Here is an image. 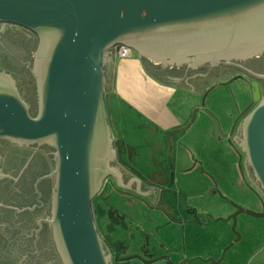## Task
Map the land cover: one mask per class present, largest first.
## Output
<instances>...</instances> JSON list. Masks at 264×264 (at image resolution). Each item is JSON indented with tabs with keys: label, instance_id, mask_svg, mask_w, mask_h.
I'll use <instances>...</instances> for the list:
<instances>
[{
	"label": "water",
	"instance_id": "obj_1",
	"mask_svg": "<svg viewBox=\"0 0 264 264\" xmlns=\"http://www.w3.org/2000/svg\"><path fill=\"white\" fill-rule=\"evenodd\" d=\"M0 21L42 39L36 112L15 87L0 88V138L54 148L49 223L64 264H110L91 200L100 174L116 176L125 190L133 179L111 166L119 143L107 118L105 67L115 46L163 66L257 55L264 51V0H0ZM252 95L258 101L255 83ZM238 144L264 194V98L242 118ZM151 168L153 177L166 166L154 159ZM240 212L264 217L240 208L233 228Z\"/></svg>",
	"mask_w": 264,
	"mask_h": 264
},
{
	"label": "flooded vegetation",
	"instance_id": "obj_2",
	"mask_svg": "<svg viewBox=\"0 0 264 264\" xmlns=\"http://www.w3.org/2000/svg\"><path fill=\"white\" fill-rule=\"evenodd\" d=\"M41 46L39 34L15 23L0 21V88L15 87L27 102L32 115L37 108L36 65L41 58ZM158 67L161 78L175 81L172 75L179 74L182 80L192 83L187 87L192 91H195L196 83L203 84L204 92L216 82L240 79L248 85L251 93L255 83L258 101L264 98V51L245 58L221 60L216 64L205 61L196 67L186 63L165 67L158 64ZM105 71L108 83L110 67L106 66ZM252 101L255 104L258 102L253 100V95ZM240 122L241 120L236 121L231 130L233 135L238 136L236 142L230 139L235 145L240 140ZM124 149L120 145L116 147V157L111 163L117 168L128 169L121 161ZM239 154L242 173L247 177L253 175L251 168L242 161V152L239 151ZM54 166V148L47 142L21 143L0 138V264H64L53 227L49 223L54 186L51 172ZM153 170L155 169L150 168L145 177L132 173L129 190L117 186L115 176L100 174L101 182L91 204L103 248L105 253L110 254V264H191L196 259L175 263L169 256L156 254L155 246L150 245V230L146 229L143 231L148 234L135 252L125 254L123 246L117 251L106 237V223L100 216H95L97 206L102 208L103 216H106V198L114 196L127 206L125 214L116 210L121 218L130 219L128 227L140 226L131 217H135L141 210L152 211L157 217H165L166 221L173 219L174 212L167 203L166 192L172 179L168 178L167 169L163 174L152 177L150 173ZM261 200L264 207V200ZM111 206L115 205L107 207ZM153 222L151 219V224Z\"/></svg>",
	"mask_w": 264,
	"mask_h": 264
},
{
	"label": "rangeland",
	"instance_id": "obj_3",
	"mask_svg": "<svg viewBox=\"0 0 264 264\" xmlns=\"http://www.w3.org/2000/svg\"><path fill=\"white\" fill-rule=\"evenodd\" d=\"M109 84L108 81L106 91ZM195 102L202 112L200 119L193 122L190 133L182 136L180 144L177 142L163 158L165 166L174 165L168 173L172 180L166 192L167 203L177 210L179 221L175 226L170 222L160 226L161 238L170 244H164L158 252L167 257H176L178 253L189 259L196 257L193 264H264V218L241 212L236 215L234 228L232 218L240 208L261 212V198L264 200L253 175L248 178L241 172L239 154L228 142L234 123L242 120L255 105L250 88L240 79L216 82ZM207 111L219 121L220 131ZM125 157L132 166L122 158L121 161L142 177L154 163L150 142L126 147ZM110 205L115 206L107 207ZM116 209L127 213V206L120 199L106 198V216L99 206L95 207V216L102 218L106 228L111 223L116 229L122 228L114 223L122 219ZM131 219L138 221L140 226L136 230L143 234V241L147 231L152 230L151 219L158 224L163 221L154 212L143 210ZM143 229L147 230L146 234ZM153 229H157L156 225ZM115 233L121 238L128 236L125 230Z\"/></svg>",
	"mask_w": 264,
	"mask_h": 264
},
{
	"label": "crops",
	"instance_id": "obj_4",
	"mask_svg": "<svg viewBox=\"0 0 264 264\" xmlns=\"http://www.w3.org/2000/svg\"><path fill=\"white\" fill-rule=\"evenodd\" d=\"M110 62H112V64L110 66L109 89L106 92L108 96L106 100V110L114 141H118L119 145L125 149L126 147L132 148L137 142H144L145 144L150 142L153 148L154 159L156 161H163V158L170 154L169 151L176 147L177 142L180 144V138L190 133L193 122L195 123L200 119L202 112L199 110L200 108L195 101L201 99V94L204 89V86L202 87L203 84L196 83L195 91H192L187 88L192 85V83L186 79L185 81L187 83L182 79L170 81V83L163 81L159 77L161 73L159 70H147L148 66L158 67L160 63L155 64L156 62H154L152 64L153 61L138 55L137 52L132 49L131 54L124 58L118 57L115 54V50H113ZM177 76H179V74L172 75V77ZM206 113L213 117V119L215 118L212 112L207 111ZM214 120L220 131L222 127L219 121L216 118ZM229 136V144L232 145L239 154L238 148L240 147L238 144L236 143L235 145L230 142V139L235 141L233 137L237 136V134L233 135L231 131ZM235 139L236 141L238 140L237 137H235ZM184 143L186 144L187 142ZM125 152H123L121 158L125 160L126 164L130 165L126 160ZM177 160L178 157L175 162H177ZM240 160L239 154V161ZM111 166L114 167L112 163ZM130 166H128V169L126 167H124V169L131 174L137 173L132 170ZM173 166L174 165H172V167L166 166L168 172L171 173ZM115 168L117 167L115 166ZM118 169L120 170L121 168ZM130 185L131 182L129 186L125 188H130ZM173 212L174 218L170 221H166L165 217H158L163 219V221H160L162 223H152L151 229L154 230L153 225H156L157 229L154 231L150 230V245L155 246L156 254H160L158 251L164 248V244H170L168 241L161 238L160 235L162 232L159 233V231L162 228H159L169 222L174 226L178 223L179 216H176L178 212L174 209ZM261 212H264L263 204ZM114 223H119L122 228L119 227L116 229L115 226H112V223L110 227L106 228V237L110 240L111 246L117 251L123 246L126 250L124 251L125 254L135 252L137 246L143 240V234L136 230L138 227H128L126 218L116 220ZM114 230H123V232L124 230L128 231V236L121 238L117 236ZM165 231L166 230H164V232ZM169 258L172 262L177 263L189 259V256L185 257V255L178 253L176 257L169 256Z\"/></svg>",
	"mask_w": 264,
	"mask_h": 264
},
{
	"label": "built area",
	"instance_id": "obj_5",
	"mask_svg": "<svg viewBox=\"0 0 264 264\" xmlns=\"http://www.w3.org/2000/svg\"><path fill=\"white\" fill-rule=\"evenodd\" d=\"M115 54L120 58H124L131 54V49L125 45L118 44L115 46Z\"/></svg>",
	"mask_w": 264,
	"mask_h": 264
}]
</instances>
